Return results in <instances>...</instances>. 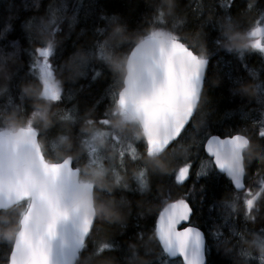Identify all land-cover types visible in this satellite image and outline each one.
Returning a JSON list of instances; mask_svg holds the SVG:
<instances>
[{"label": "snow or ice", "instance_id": "1", "mask_svg": "<svg viewBox=\"0 0 264 264\" xmlns=\"http://www.w3.org/2000/svg\"><path fill=\"white\" fill-rule=\"evenodd\" d=\"M231 6L232 0H221L218 7L223 11L217 12V5H205L203 0L196 5L203 41L207 40L210 44L206 49L200 38H193L190 44L186 37L177 34L175 21L182 20L186 25L183 17L173 16V28L168 29L165 23L168 17L157 6L153 7L149 21L151 29L144 31L143 25H140L135 32H131L142 37L140 44L127 48L111 45L108 41L110 29L123 25L127 30L126 22L118 15L108 16L101 12L99 18L106 26L98 27L95 42L82 48L89 59L75 60L74 68L80 70L78 77H87L91 69L92 79L96 80L105 75V70L110 71L107 61L116 52L127 58V76L120 81L113 75V83L107 89L111 102L103 118L93 117L94 107L81 116L78 107L73 104L70 109L56 111L61 130L52 139L47 132L32 126L30 121L15 136L0 128V212L19 210L11 218V223L17 226L14 239L0 242V246L7 249L4 264H80L82 260L94 264L96 259L105 258V253L124 251L116 240L97 238L105 223L97 220L91 211L83 210L91 209L90 196L94 189L89 181L81 179V166L103 171L104 165L109 163L110 171L119 182L120 172L127 173L128 157L135 162L137 174L132 178V184L125 185L121 192L143 196L151 192L153 177L162 180L168 175L176 186H185L190 176L194 177L191 186H186L179 198H172L171 183L163 193L165 200L154 225V237L161 249L155 264H181L176 258H182V264H212L210 256L213 248L237 253L242 264H248L253 253L242 247L241 242L249 234H256L261 238L259 242L264 243V227L253 232L247 226L248 221L255 223L258 217L264 215V163L257 164L255 177L249 173V167L255 161L264 162V81L251 85L258 108L249 111L246 110L248 105L242 104L240 108L224 114V118L230 119L235 112H239L246 122L245 126H230L224 132H213L212 122L206 119L210 112L205 110L210 58L221 48L235 53L247 73V79L239 74L233 76L231 71L225 73L229 100L236 97L243 100L241 88L260 75L257 69L245 62L246 51L227 46L222 35L225 23L242 28L230 14ZM34 7L38 9L39 4ZM96 7L94 3H89L85 17L92 15ZM11 8L12 5H9L8 10L11 11ZM247 8L258 11L260 19L244 34L252 51L264 58V7L250 2ZM68 10L65 0L50 4L48 23L39 24L40 31L48 33L54 40L60 31V23L67 22L71 29L77 17L73 14L71 20L66 21ZM77 11L79 6L73 9L74 13ZM15 18L8 17L9 20ZM37 26L38 22L34 19L22 25L30 43L34 41L33 30ZM205 27L218 29L221 35L213 40L210 32L204 31ZM11 28V24H7L4 32L0 33V39ZM13 49L11 53L0 50V69L6 73V83L0 85V95L6 96L8 101L0 116L15 112L27 117L24 93H19L20 103L17 104L12 102V95L13 89L28 85L30 80L38 82L34 85L52 108H59L66 99H76L77 90L65 88L62 83L65 73L68 78L72 75L69 62L59 63L62 49L53 43L35 51L22 49L14 43ZM22 52L31 58L28 71L21 75L22 69L18 68L9 75L8 61L19 59ZM217 68L222 71L220 61H217ZM221 99L224 97L221 96ZM254 112L257 115L253 116ZM31 114L36 113L32 110ZM113 116L121 117L125 123L134 121L137 135L118 133L111 126ZM81 123L93 126L94 135L88 137L80 131L75 132ZM65 124L68 131L63 129ZM67 140H72L75 149L82 152L79 157L74 159L71 154L59 158L55 156ZM98 141L108 143L110 149L116 152L115 160H108ZM138 141L143 142V151L138 150ZM42 143L46 147H42ZM177 146L182 149L185 159L172 173H153L141 163L144 156H158L170 164L169 154L175 159ZM201 149L206 155H200ZM189 153L199 159L194 173L191 171L193 161L187 158ZM225 177L227 184L223 183ZM201 178L209 183L199 184ZM217 187L227 190L228 198L222 203L209 205L212 226L205 233L190 221L201 214L206 199H215ZM120 198L125 199L124 196ZM217 209L221 211L213 218L211 213ZM241 210L245 221L242 228L233 219ZM142 215L138 213L137 219ZM118 226L123 229L127 224ZM225 232L228 234L225 235ZM139 235L142 238L143 234ZM230 244L232 246L228 247ZM259 261L264 264V256H259Z\"/></svg>", "mask_w": 264, "mask_h": 264}, {"label": "trees", "instance_id": "2", "mask_svg": "<svg viewBox=\"0 0 264 264\" xmlns=\"http://www.w3.org/2000/svg\"><path fill=\"white\" fill-rule=\"evenodd\" d=\"M59 2V0H0V33L4 32L7 24H11V31L4 34V38L0 39V50L5 53H11L14 51L13 44L18 43L22 49H28L29 51H35L37 48L45 46V44L38 38L40 31L39 24L48 23V9L50 4ZM201 0H178V7L176 15L183 17L184 21L177 20L176 32L177 34L186 37L188 42L191 44L195 35L200 32L198 27L199 21L195 12L196 5ZM205 5H217L216 11L222 12L223 10L218 7L221 0H203ZM252 2L257 4L259 7H264V0H232V6L230 8V14L232 17L242 25L240 31L244 32L249 30L257 20L260 19L259 13L256 10L249 11L247 5ZM39 4V8H35V4ZM68 5V12L66 13V21H70L73 14L76 15L77 20L75 24L69 29L67 22L60 23V31L56 34L54 41H57V48L62 49V59L59 61L61 65L69 62L71 58L85 45L91 46L95 40V30L98 27H105L104 21L100 20L101 12L103 14L111 16L118 15L122 17L127 26L129 32H135L137 27L143 25L144 31L151 29V20L153 7L156 6V0H65ZM89 3H94L97 7L94 13L87 18L85 17V9ZM9 5H12L11 11L8 10ZM151 5V7H150ZM79 6V11L73 12ZM9 16H15V19L9 20ZM147 17V19H146ZM29 19H34L38 22V26L33 30L34 41L29 42L27 32L22 25ZM166 27L168 29L173 28L174 21L172 17L166 20ZM205 32H210V36L214 40L220 36L221 33L218 29L209 30L207 27L204 29ZM81 32L84 34L81 35ZM206 48L210 47L207 40L203 41ZM127 48V45L122 46ZM30 56L27 53L22 52L19 59H12L8 61V74L11 75L16 69H22L21 75L28 71L30 63ZM217 61L221 62L222 71L217 68ZM245 62L251 68L257 69L260 73L255 81L249 80L248 84L253 85L255 83H261L264 81V58L260 54L251 51H246ZM231 71L233 76L239 74L247 79V73L241 66V62L238 60L235 53H229L224 48L210 58V65L207 71V81L205 85L206 103L205 110L210 112V116L206 119L212 122L213 132H224L230 126H245L246 122L240 117L239 112H235L230 119L224 118L226 112L234 111L241 107L242 104L248 105L246 110H252L258 108L255 103L254 96L244 95L243 100L240 97L228 99L230 92L228 89V81L224 78L225 73ZM87 77H78L74 82L68 80L67 73L61 78L63 86L65 88L72 87L77 90L76 99L65 100L59 108L53 107L55 111L61 109H70L75 104L83 116L89 109L95 108L93 117L96 119L103 118V114L110 105V96L107 95L108 87L113 83V74L110 71L105 70V75L96 80L92 79V70H88ZM15 79V78H14ZM118 79V78H117ZM6 81L0 79V85H4ZM37 81L30 80L28 85H34ZM22 86L13 89L12 102L14 104L20 103L19 93L22 92ZM254 91V89H253ZM221 96L224 99H221ZM7 97L0 95V111L7 104ZM25 106L27 108V117L31 114L32 101L25 100ZM9 112L8 114H10ZM257 113H253V116ZM250 123V122H248ZM83 123L78 125L75 132H79ZM68 128V125H63V129ZM61 130L59 124L52 127L47 131L49 139L55 138ZM257 135H258V129ZM138 150L143 151V142H137ZM50 148V145H49ZM200 155L204 156L205 153L201 149ZM129 158V157H128ZM188 159L193 161V167L191 171L194 173L197 170L199 159H197L192 153L188 154ZM169 173H172L174 169L185 159V154L182 149L177 146L175 152V159L172 158V154L168 157ZM257 163H253L249 167V173L255 177ZM136 169V164L131 160H127V173L129 176L132 175V169ZM137 170V169H136ZM193 176H190L189 181L186 182L185 186H176L168 175L163 176L162 180L156 177L152 178L151 192L141 196L139 193L132 192H121L118 190L115 195L117 198L124 196L131 204V214L127 219V227L120 229L118 225H112L105 223L101 226L100 235L98 239H113L120 243L122 249L114 250L105 253V258L114 259L117 264H128L131 257L130 245L138 244L141 245L138 248L137 254L139 257L150 260L152 264H155L157 255L161 251L158 241L154 237V225L158 217V212L163 206L165 197L163 193L166 191L168 184L173 185L172 198H179L184 192L186 186H191ZM248 181L246 180V183ZM199 184H208L209 182L205 178H201ZM223 183L227 184L228 181L224 178ZM132 184V181H131ZM228 198L227 190L220 187L216 188L215 199H206L201 214L194 216L191 222H195L202 231L207 233L210 226H212V220H209V205L212 203H222ZM241 209L243 208V200L240 201ZM220 209H217L211 213L212 217L215 218L219 213ZM143 213L139 219L137 214ZM234 222L242 228L245 224L244 213L241 210L234 216ZM219 223V221H218ZM247 226L252 229L253 232H258L261 227H264V215L258 217L255 223L248 221ZM143 234L142 238L139 234ZM228 233L225 232V235ZM210 240V238H208ZM235 239V238H234ZM147 242V246H144ZM230 244L228 247H231ZM91 248V245H89ZM7 249L4 246H0V264H4L5 252ZM226 251L221 249L217 251L215 248L212 249L210 259L212 264H234V260L239 259L237 253H232L229 257ZM248 264H260L256 257V253H253L252 258L248 260Z\"/></svg>", "mask_w": 264, "mask_h": 264}, {"label": "clouds", "instance_id": "3", "mask_svg": "<svg viewBox=\"0 0 264 264\" xmlns=\"http://www.w3.org/2000/svg\"><path fill=\"white\" fill-rule=\"evenodd\" d=\"M156 6L163 10L166 17H173L176 15L178 7V0H156ZM227 41V46L236 50L251 51L250 42L246 38L244 32L237 29L234 25L229 26L225 23V30L222 33ZM200 38L203 41V35L201 32L196 34L194 38ZM38 38L47 45L53 43L57 46L58 42L54 41L48 33L39 31ZM108 41L111 45L119 46H134L142 42V37L131 33L125 29L123 25H115L110 29ZM205 47V45H203ZM206 49V47H205ZM82 50L78 51L75 56L69 61L68 68L72 73V82L79 75V69L74 68L75 60H88ZM127 58L120 52H116L107 61V67L110 72L122 81L127 76ZM5 70L0 69V79L5 78ZM22 92L27 99L32 101L33 112L35 115L30 114L28 117H23L21 113L12 112L0 116V128L11 135H19L20 130L25 128L30 121L32 126L38 128L42 132H47L58 123L56 117V111L52 106L43 100V97L39 89L35 85H23ZM241 92L247 96H254L255 93L251 85H245L241 88ZM111 126L118 133L124 135H137L136 124L134 121L125 123L121 117L113 116ZM69 129L66 127L65 131ZM80 132L88 137L94 135L95 129L93 126L83 124ZM99 147L107 153L109 161H113L116 158V152L111 150L107 142L98 141ZM42 147H46L42 143ZM71 154L73 158L79 157L82 152L75 149L74 142L67 140L62 144L61 150L55 153L56 157H64ZM141 163L145 165L149 171L157 174H168L169 163L166 159H162L158 156H144ZM255 163H264L262 161H255ZM82 176L81 179L89 181L93 185V192L91 193V209H83L85 211H91L97 220L103 223L112 225H121L127 222L128 216L131 214V204L129 201L121 198H117L115 193L118 190L124 188L125 185H131L132 178L137 174V170L132 169V175L128 173L120 172V181L117 182L115 176L110 171L109 163L104 165V170L89 168L87 166H81ZM88 197H86L87 199ZM18 209H11L7 213L0 212V242H11L14 239L17 226L11 223V218L18 213ZM5 225H8L5 227ZM261 238L256 234H249L241 242V246L246 248L251 253H256L259 256H264V243H260ZM141 245H130L131 257L128 264H151L150 260L141 258L138 256L137 251ZM144 246H147L145 242ZM227 256L231 257L232 253L226 252ZM80 264H90L88 260L80 261ZM94 264H117L112 258H98L94 261ZM234 264H242L239 259L234 260Z\"/></svg>", "mask_w": 264, "mask_h": 264}, {"label": "rangeland", "instance_id": "4", "mask_svg": "<svg viewBox=\"0 0 264 264\" xmlns=\"http://www.w3.org/2000/svg\"><path fill=\"white\" fill-rule=\"evenodd\" d=\"M130 159V157L129 158H127V160H129ZM256 257H257V259L259 260V255L258 254H256ZM260 262V261H259Z\"/></svg>", "mask_w": 264, "mask_h": 264}, {"label": "water", "instance_id": "5", "mask_svg": "<svg viewBox=\"0 0 264 264\" xmlns=\"http://www.w3.org/2000/svg\"><path fill=\"white\" fill-rule=\"evenodd\" d=\"M226 178V177H225ZM227 179V178H226ZM181 227H183V225L181 226ZM176 259H179L180 261H181V264H182V258H176Z\"/></svg>", "mask_w": 264, "mask_h": 264}]
</instances>
